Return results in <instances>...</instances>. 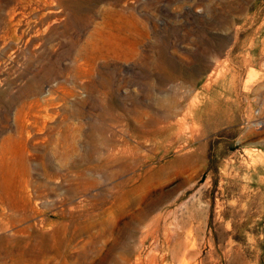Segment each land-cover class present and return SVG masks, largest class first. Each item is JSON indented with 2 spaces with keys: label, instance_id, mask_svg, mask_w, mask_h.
Returning a JSON list of instances; mask_svg holds the SVG:
<instances>
[{
  "label": "rangeland",
  "instance_id": "1",
  "mask_svg": "<svg viewBox=\"0 0 264 264\" xmlns=\"http://www.w3.org/2000/svg\"><path fill=\"white\" fill-rule=\"evenodd\" d=\"M0 264H264V0H0Z\"/></svg>",
  "mask_w": 264,
  "mask_h": 264
},
{
  "label": "bare ground",
  "instance_id": "2",
  "mask_svg": "<svg viewBox=\"0 0 264 264\" xmlns=\"http://www.w3.org/2000/svg\"><path fill=\"white\" fill-rule=\"evenodd\" d=\"M24 1H25V0H24ZM8 12H9V11H8ZM10 15H11V14H10ZM10 15H9V16H10ZM11 24H12V22H11ZM12 29H13V28H12Z\"/></svg>",
  "mask_w": 264,
  "mask_h": 264
}]
</instances>
